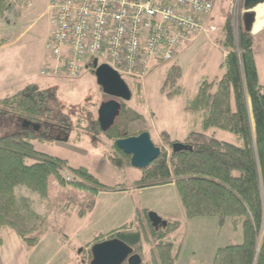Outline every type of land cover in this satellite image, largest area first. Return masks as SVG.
Wrapping results in <instances>:
<instances>
[{"label":"rangeland","instance_id":"rangeland-1","mask_svg":"<svg viewBox=\"0 0 264 264\" xmlns=\"http://www.w3.org/2000/svg\"><path fill=\"white\" fill-rule=\"evenodd\" d=\"M214 3L211 16L217 28L214 32L189 42L174 60L157 65L143 79L123 77L132 98L121 101L122 109L115 124L119 122L122 130L126 127L129 134L149 132L155 145L168 154L171 146L165 141L163 131H167L176 142H183L191 130L203 131L201 114L186 112L184 107L202 79H214L225 72L222 66L225 53L219 43L224 22L231 19L236 35L243 25L244 0H214ZM50 13V0H29V4L13 1L0 15V60L5 62L10 57V63L0 67V99L15 94L32 82L53 89L57 103H51V107L67 116L72 131L67 136L53 130L52 137H45V130L40 126L37 131L42 130L45 136L32 140L35 150L65 159L72 167H84L102 184L114 188L97 193V206L81 219L77 216L75 204L88 203L94 197L91 190L63 185L55 176L49 177L47 198L26 187H17L20 202L30 209L24 212L29 224L36 228V232L42 231L39 243L32 248H25L20 239L27 263L90 264L91 247L96 241H103L104 234L125 226L130 230L132 223L137 224L133 205L143 214L147 210L148 216L154 212L168 220L165 215L169 213L179 220L181 225L174 236L180 244L181 256L176 264H213L218 247L243 240L241 226L234 227L230 218L224 222L216 217L187 218L173 183L135 189L126 195L127 199L121 198L118 189L134 184L140 179L141 170L133 166L115 167L110 161L114 152L113 140L106 137L105 131L97 135L87 131L91 121L98 118L101 103L112 99L97 83L94 66L86 64L76 78L41 74L43 61L50 57L47 48L52 30ZM254 52L259 80L264 83V32L255 37ZM173 63L181 67L179 84L184 93L168 99L161 89ZM9 77L11 80L6 81ZM23 122L16 114L2 116L0 113V137L20 130ZM208 134L220 138L231 133L213 128ZM132 230H136V226ZM151 248L152 242L144 239L142 246L134 250L148 264Z\"/></svg>","mask_w":264,"mask_h":264},{"label":"trees","instance_id":"trees-1","mask_svg":"<svg viewBox=\"0 0 264 264\" xmlns=\"http://www.w3.org/2000/svg\"><path fill=\"white\" fill-rule=\"evenodd\" d=\"M12 2L0 0V15ZM219 43L225 53V72L214 79H202L184 107L186 112L201 114L203 131L191 130L182 142L187 149L179 151L173 150L176 141L163 131L171 146L170 154L163 150L151 164L140 169L141 177L134 186L174 183L187 218L216 217L222 222L230 218L234 227L241 226L243 240L219 247L213 264H264V84L259 80L251 32L242 25L236 35L231 19H227ZM181 75V67L176 63L168 68L161 89L168 99L184 93L179 84ZM53 102L57 103L55 91L35 83L0 99L2 116L16 114L37 123L46 135L31 125L0 137V233L3 229L14 231L27 249L39 243L42 231L36 232L29 224L24 212L30 209L20 202L17 187H26L47 198L49 177L55 176L63 185L91 190L94 197L88 203L75 204L79 217L92 211L97 193L114 188L102 184L84 167H72L65 159L35 150V138L52 137L53 130L67 136L72 131L67 116L51 107ZM213 128L235 135L237 142L208 134ZM87 131L91 135L103 133L98 118L91 121ZM104 133L113 140L111 163L120 169L132 166L131 156L117 146V140L142 132L129 134L118 122ZM144 213L137 211L136 230L125 226L103 236L119 238L134 249L141 247L144 239L149 240L152 248L148 264H176L179 252L171 236L180 222H167L165 227L155 228L148 211ZM142 264H146L143 258Z\"/></svg>","mask_w":264,"mask_h":264},{"label":"built area","instance_id":"built-area-1","mask_svg":"<svg viewBox=\"0 0 264 264\" xmlns=\"http://www.w3.org/2000/svg\"><path fill=\"white\" fill-rule=\"evenodd\" d=\"M50 8L45 76L76 78L102 60L122 77L143 79L217 29L210 22L214 0H50Z\"/></svg>","mask_w":264,"mask_h":264},{"label":"water","instance_id":"water-1","mask_svg":"<svg viewBox=\"0 0 264 264\" xmlns=\"http://www.w3.org/2000/svg\"><path fill=\"white\" fill-rule=\"evenodd\" d=\"M264 4V0H244V12L242 21L247 32L253 33L254 24L257 20L255 11L258 5ZM94 73L97 83L103 92L112 99L101 103L98 109V122L102 131L110 129L122 109L121 101H129L132 92L118 71L106 63L94 64ZM38 130L37 123L24 120L23 127L31 126ZM117 146L126 154L131 156L133 167L143 169L151 164L161 153V148L156 146L149 132L145 131L139 135L123 137L117 140ZM187 149L182 142H175L173 150ZM149 219L155 228L165 227L167 221L154 212H150ZM92 259L90 264H142V257L134 251V248L119 238L106 239L96 242L91 247Z\"/></svg>","mask_w":264,"mask_h":264},{"label":"crops","instance_id":"crops-1","mask_svg":"<svg viewBox=\"0 0 264 264\" xmlns=\"http://www.w3.org/2000/svg\"><path fill=\"white\" fill-rule=\"evenodd\" d=\"M7 21H8V23H10L9 20H7ZM210 22H212L211 21V18H210ZM263 32H264V27L261 30L256 31V32H254V29H253L254 44H255V37L259 36ZM48 61H50V59L46 57L45 61H43V66ZM9 63H10V57L7 58L5 62H3V61L0 60V67L1 66H6V64H9ZM7 76H8V73H6V77ZM9 80H11L10 77L6 81H9ZM29 84H31V83H29ZM35 84H37V83H35ZM262 84H264V83H262ZM223 135L224 136L220 137V139L226 140V141H230V142H234V143L237 142V138H236L235 135H233V134H232L233 136H231V134H228V135L227 134H223ZM135 181H137V180H135ZM156 186H158V185H156ZM149 187H151V186H149ZM135 189H140V188L139 187H136V186H134V184H132V185H128V186L123 187V189L122 188L118 189V192L119 191L121 192V193L120 192L119 193L122 194V196H121L122 199H124V197H125V199H127L126 195H128V193L130 191H135ZM96 203L97 202H96V198H95V206H94V208L97 206ZM94 208L92 209V211L94 210ZM132 210H133V212H135L134 213V218H135L134 220H136L137 211L139 209L136 208V207H134L132 205ZM91 212H89L85 217H87ZM167 214L168 215H165V216L168 217V220H165L163 218L165 221H167V222H175V221H178L179 222V220H175L174 219V217H173L174 215L173 214H169V213H167ZM85 217H79V218L83 219ZM180 225H179V227H180ZM133 226H136V223H132L131 224L130 231H134V230H132V227ZM177 231H178V229L175 232H177ZM171 238L173 239V241L175 242V244H176V246L178 248V252H179L178 259H180V256H181L180 255L181 254L180 244H178L177 238L174 236V234L171 236ZM215 253H216V251H215ZM0 264H28L27 261H26V255H25L24 249H23L22 244L20 242V238L18 237V235L14 231H11L9 229H3L1 231V233H0Z\"/></svg>","mask_w":264,"mask_h":264},{"label":"bare ground","instance_id":"bare-ground-1","mask_svg":"<svg viewBox=\"0 0 264 264\" xmlns=\"http://www.w3.org/2000/svg\"><path fill=\"white\" fill-rule=\"evenodd\" d=\"M257 20L254 24V32L261 30L264 27V4L258 5L255 9Z\"/></svg>","mask_w":264,"mask_h":264},{"label":"flooded vegetation","instance_id":"flooded-vegetation-1","mask_svg":"<svg viewBox=\"0 0 264 264\" xmlns=\"http://www.w3.org/2000/svg\"><path fill=\"white\" fill-rule=\"evenodd\" d=\"M122 103V102H121ZM24 121V120H23ZM52 131H50V133H51ZM123 264H128V262L126 261V262H124Z\"/></svg>","mask_w":264,"mask_h":264}]
</instances>
